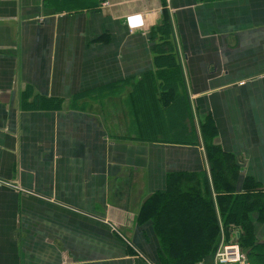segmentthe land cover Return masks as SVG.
<instances>
[{"label": "crops", "instance_id": "1", "mask_svg": "<svg viewBox=\"0 0 264 264\" xmlns=\"http://www.w3.org/2000/svg\"><path fill=\"white\" fill-rule=\"evenodd\" d=\"M207 119L264 187V0H0V264H159Z\"/></svg>", "mask_w": 264, "mask_h": 264}, {"label": "trees", "instance_id": "2", "mask_svg": "<svg viewBox=\"0 0 264 264\" xmlns=\"http://www.w3.org/2000/svg\"><path fill=\"white\" fill-rule=\"evenodd\" d=\"M166 28L168 23L162 30ZM214 133L207 119L204 150L209 173H170L166 191L142 207L159 236V264H213L222 238L232 241L237 234L243 252L264 249L252 218L256 214L264 224V187L241 175L235 156L213 143Z\"/></svg>", "mask_w": 264, "mask_h": 264}, {"label": "built area", "instance_id": "3", "mask_svg": "<svg viewBox=\"0 0 264 264\" xmlns=\"http://www.w3.org/2000/svg\"><path fill=\"white\" fill-rule=\"evenodd\" d=\"M102 6H109V2L103 3ZM146 15H135L127 18L128 26L130 29L144 28ZM209 170V166L207 171ZM2 184V182H0ZM4 184V183H3ZM239 234L232 236V241H227L225 237L222 238L220 246L218 247L213 264H250L245 252L241 249L240 244L236 241Z\"/></svg>", "mask_w": 264, "mask_h": 264}, {"label": "rangeland", "instance_id": "4", "mask_svg": "<svg viewBox=\"0 0 264 264\" xmlns=\"http://www.w3.org/2000/svg\"><path fill=\"white\" fill-rule=\"evenodd\" d=\"M238 229V228H237ZM241 230V229H240ZM233 235V234H232ZM232 237V236H231ZM231 240V239H230ZM229 241V240H228ZM261 247H257V249H255L254 251H245V254L246 252L248 254H246V257L248 258L250 264H264V249H260ZM243 251L244 249L241 248ZM263 251V252H262ZM250 252V253H249ZM263 254H262V253ZM258 253V255H257ZM215 256V255H214Z\"/></svg>", "mask_w": 264, "mask_h": 264}]
</instances>
